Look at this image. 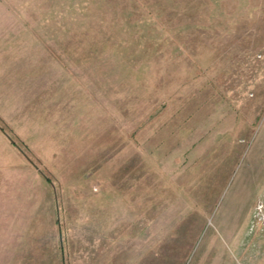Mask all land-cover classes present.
<instances>
[{"label": "rangeland", "instance_id": "1", "mask_svg": "<svg viewBox=\"0 0 264 264\" xmlns=\"http://www.w3.org/2000/svg\"><path fill=\"white\" fill-rule=\"evenodd\" d=\"M0 264H264V0H0Z\"/></svg>", "mask_w": 264, "mask_h": 264}]
</instances>
